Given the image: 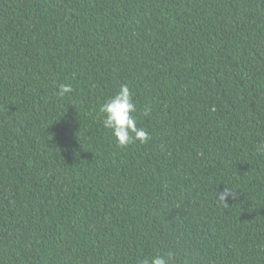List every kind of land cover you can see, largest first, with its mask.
<instances>
[{
	"label": "trees",
	"instance_id": "obj_1",
	"mask_svg": "<svg viewBox=\"0 0 264 264\" xmlns=\"http://www.w3.org/2000/svg\"><path fill=\"white\" fill-rule=\"evenodd\" d=\"M262 143L264 0H0V264H264Z\"/></svg>",
	"mask_w": 264,
	"mask_h": 264
},
{
	"label": "clouds",
	"instance_id": "obj_2",
	"mask_svg": "<svg viewBox=\"0 0 264 264\" xmlns=\"http://www.w3.org/2000/svg\"><path fill=\"white\" fill-rule=\"evenodd\" d=\"M73 91L71 85L62 84L58 86L57 94L61 97ZM137 105L134 100V93L128 84H121L118 89L99 106L102 117V125L110 130L117 146L124 148L134 142L147 143L151 139L150 133L137 125V117L134 115ZM152 111L151 104H146L142 109L144 116H149ZM258 151H264V143L258 145ZM217 199L226 201L229 197L235 196L231 189L225 188L216 193ZM174 253L166 252L151 257H145L139 264H172Z\"/></svg>",
	"mask_w": 264,
	"mask_h": 264
}]
</instances>
